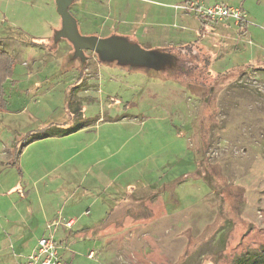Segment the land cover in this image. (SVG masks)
I'll use <instances>...</instances> for the list:
<instances>
[{
    "label": "rangeland",
    "instance_id": "374dc122",
    "mask_svg": "<svg viewBox=\"0 0 264 264\" xmlns=\"http://www.w3.org/2000/svg\"><path fill=\"white\" fill-rule=\"evenodd\" d=\"M200 1L241 3L246 15L243 37L230 20L209 24L202 45L215 59L205 85L192 84L190 70L173 76L184 70L160 50L197 38L198 20L174 9L182 0L71 3L80 35L121 37L162 58L144 67L76 57L58 36L55 0H0V48L14 62L0 111L1 183L20 177L4 154L31 135L80 127L35 141L23 163L30 174L32 159L48 157L49 183L63 184L76 231L86 227L68 237L67 264H230L264 247V0ZM183 56L187 68L204 65ZM16 195L0 198V218L36 221V196ZM26 229L18 232L29 246L40 234Z\"/></svg>",
    "mask_w": 264,
    "mask_h": 264
},
{
    "label": "crops",
    "instance_id": "0c3cea01",
    "mask_svg": "<svg viewBox=\"0 0 264 264\" xmlns=\"http://www.w3.org/2000/svg\"><path fill=\"white\" fill-rule=\"evenodd\" d=\"M183 1V0H182ZM215 4V3H214ZM211 5V4H209ZM237 7V6H236ZM239 8H241L242 10H244L242 7L243 5L240 3ZM245 12V10H244ZM178 16H175L174 18H177ZM180 18V17H178ZM50 138V137H47ZM42 139H46V138H42ZM42 139H38L36 140V142H38L39 140ZM35 141L29 143L28 145H26L20 152V154L16 155V153H13L11 156L10 155H5L2 157L4 159H11V164H13V166H17L20 172V177L18 179H16L14 182L10 181V185L7 187H4L5 184L4 182L1 183L2 181V177H0V198H4V197H9L12 194H18V196L16 195V202L18 203V201L20 200H24L27 201L29 199V197L31 196V199L33 196H36V206H38V211L36 214L37 220L34 221H26L24 218V214L20 213L18 215V217H14V213H8L13 217H4L6 219V221H4L3 219L0 218V264H11L12 259L15 261V264H20L24 261V259L30 255V253L33 251V249L36 246L37 240L39 238H41L43 236V234H45V225L50 222V221H54L55 219H57L58 217H64L67 219H73L70 217V212L68 210V203L70 201L69 198L66 199L65 194H63L65 188L63 187V184L61 185H56L54 187L51 186V184L49 183V175L50 173H52L53 170H51V168L53 166H51V164L49 163V160L47 159L48 157H35L34 159L31 160V162L33 163L32 167H34L33 170L30 171V169L28 171H30V174H26L25 172H23L24 168L23 163L24 161H26L24 159V156L27 152V150L29 148H31L32 146H34ZM10 158H7L9 157ZM16 161V162H14ZM0 164H3L1 158H0ZM21 174L24 175L26 174L27 177H29V179L32 181L31 183L33 184V186L31 188H22L21 185ZM1 175V173H0ZM31 176V178H30ZM66 179V178H65ZM64 179V180H65ZM39 184V185H38ZM38 185V187H36ZM81 196V194H79ZM82 197V196H81ZM80 198V197H79ZM57 202V205L55 204ZM15 203L14 207H15ZM62 203V204H60ZM93 203V202H92ZM56 205V206H55ZM13 207V206H12ZM13 207V209H14ZM18 207V205H17ZM60 207V208H59ZM31 207H22L23 211H28L29 213L31 212ZM61 210V211H66L67 214H65V216H63L62 213L56 211V210ZM2 210L7 212V203L3 200L0 201V213H4ZM9 210V209H8ZM82 214L84 212H81ZM80 213V214H81ZM7 214V213H6ZM81 214V215H82ZM4 215V214H3ZM77 222V221H76ZM74 224V226L72 227L71 230L65 231V230H60L59 232H61L60 234V238H58V240L56 239V241L58 243L61 244L62 249L60 250V254L62 256L63 262L64 264H67V262L64 261V254H67L68 252V243H66V241H68V237L70 235H76L80 232H83L86 227L83 229L82 227H79L78 229H80V231H76V226L78 225V223ZM3 224H9L8 225H3ZM21 224H24V226L27 228L26 232H36L38 234H40L39 238L31 245H27V243L24 241V235L22 233H19V227ZM15 230V231H14ZM74 230V231H73ZM12 240V242L14 243V246L17 245L16 251L17 253H13L10 254L9 253V248H11V246H9V242ZM8 242V243H7ZM12 250L14 248H11ZM15 255V256H14ZM90 258V257H89ZM13 264V263H12Z\"/></svg>",
    "mask_w": 264,
    "mask_h": 264
},
{
    "label": "trees",
    "instance_id": "16d2710c",
    "mask_svg": "<svg viewBox=\"0 0 264 264\" xmlns=\"http://www.w3.org/2000/svg\"><path fill=\"white\" fill-rule=\"evenodd\" d=\"M77 1L79 0H74V3ZM182 2H186V0H183ZM189 15L194 16L199 22V26L196 31V37H197L196 40L193 42L184 44L182 46L170 47V48L167 47L162 50L171 53L173 56L175 55L178 58L176 67H179L180 69L184 70V73L182 74H178L177 72L173 71L172 73L173 76L176 75L175 77H177V75H181L178 77L184 79L183 75L187 77L188 72L190 70L191 73L189 75L193 76V79H195L192 84L205 85L208 80L210 68L215 58L213 54L212 56L214 59L212 58V56H210L211 55L210 52H206L204 50L202 41L207 35V29H208L209 24L217 23V22H211L195 14H189ZM236 26L238 28V35L243 37L246 33L245 24L238 23V25ZM186 54L194 55V56L198 55L199 56L198 61L202 62L204 65L197 66V67L194 66L193 68V67H190V63H189L188 64L189 69H188L185 66L187 61L186 59H184V56L182 57V55L186 56ZM13 66H14V62H13L12 57L0 48V111H4L7 108V101L5 99V92H4V84L6 83L7 79L11 76L12 71H13L12 70ZM215 74H216L215 76L225 75V74H218V73H215ZM72 96L73 95L71 93L69 94L68 98H71ZM70 104L71 103H67V105H70ZM74 108L77 112L80 111L79 107L77 106V103H74ZM79 128L80 127H75L71 129H58V131H56L55 134L53 133L52 135H42V136L31 135V137L28 138V141L26 140L19 148H17L15 153L16 155L20 154L21 150L26 145L38 139L53 137V136H58V137L66 136V135L76 132ZM230 264H264V247H261L258 251L247 253L245 255H240L236 257Z\"/></svg>",
    "mask_w": 264,
    "mask_h": 264
},
{
    "label": "water",
    "instance_id": "95a60500",
    "mask_svg": "<svg viewBox=\"0 0 264 264\" xmlns=\"http://www.w3.org/2000/svg\"><path fill=\"white\" fill-rule=\"evenodd\" d=\"M74 0H55L56 13L61 19V29L58 32V36H61L68 40L74 50L75 56H79L82 51H90L98 54L101 61L114 62L116 61L120 65L138 67L148 66L152 60H159L155 52H149L141 49L136 44L123 40L121 37H110V38H97V37H86L79 34L77 29V22L75 18L69 12V7ZM166 57L172 56L176 67L177 59L171 53L160 49ZM137 56H142L137 59ZM164 59V57H163ZM171 71V70H170Z\"/></svg>",
    "mask_w": 264,
    "mask_h": 264
},
{
    "label": "built area",
    "instance_id": "2783aa9c",
    "mask_svg": "<svg viewBox=\"0 0 264 264\" xmlns=\"http://www.w3.org/2000/svg\"><path fill=\"white\" fill-rule=\"evenodd\" d=\"M175 10L195 14L211 22L230 20L237 25L245 22V12L239 7L222 3L205 4L200 0H186L174 6ZM76 220L58 217L45 225V234L38 239L35 248L20 264H64L60 250L62 246L56 241V234L60 230H71ZM91 257V256H89Z\"/></svg>",
    "mask_w": 264,
    "mask_h": 264
}]
</instances>
